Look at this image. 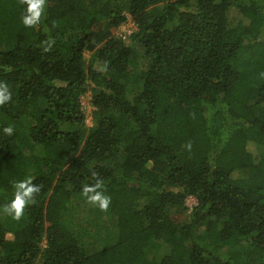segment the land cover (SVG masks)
I'll list each match as a JSON object with an SVG mask.
<instances>
[{
	"label": "trees",
	"instance_id": "1",
	"mask_svg": "<svg viewBox=\"0 0 264 264\" xmlns=\"http://www.w3.org/2000/svg\"><path fill=\"white\" fill-rule=\"evenodd\" d=\"M122 1L0 0V264H264V0Z\"/></svg>",
	"mask_w": 264,
	"mask_h": 264
},
{
	"label": "clouds",
	"instance_id": "2",
	"mask_svg": "<svg viewBox=\"0 0 264 264\" xmlns=\"http://www.w3.org/2000/svg\"><path fill=\"white\" fill-rule=\"evenodd\" d=\"M45 0H26V14L22 16V23L26 27L36 25L43 12ZM11 100V92L6 84L0 83V104H4ZM4 132L11 135L13 128L8 126L4 128ZM14 198L6 205V210L14 219H20L24 214L25 207L34 202V196L40 191L38 185L32 183L31 178L19 180L14 183ZM102 181L97 179L94 184L82 186V192L88 201L99 207L100 210L106 211L110 205V197L102 190Z\"/></svg>",
	"mask_w": 264,
	"mask_h": 264
},
{
	"label": "rangeland",
	"instance_id": "3",
	"mask_svg": "<svg viewBox=\"0 0 264 264\" xmlns=\"http://www.w3.org/2000/svg\"><path fill=\"white\" fill-rule=\"evenodd\" d=\"M116 5H118V8L122 9V14L125 15L126 17V21L120 26L119 31L117 32L118 36H126L129 35L130 33H132L134 30H136V26L133 22V20L131 19L128 11H127V7L125 5V3L122 0H113ZM140 54H142L139 51ZM90 57V54L86 55V59L88 60ZM91 93L88 92L86 95H84L82 97V107L86 113V121L85 124L87 127H91L93 125V120H92V112L94 110V108L91 105ZM29 119H26L24 122H26V124L28 123ZM251 150H253V154L256 158L259 157V155H261L264 152V143L260 144L258 146H253V144L250 146ZM24 155L29 159V152L27 150L24 151ZM29 166H31L30 163H28ZM195 199L194 198H188L187 199V206L188 207H192L195 204ZM22 219V217L20 218ZM19 220V219H17ZM8 238H12V234L8 233L7 234Z\"/></svg>",
	"mask_w": 264,
	"mask_h": 264
}]
</instances>
